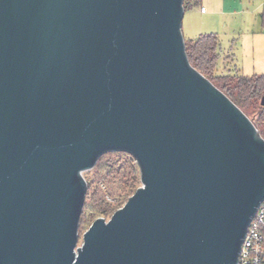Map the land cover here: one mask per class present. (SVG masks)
<instances>
[{"label": "water", "instance_id": "obj_1", "mask_svg": "<svg viewBox=\"0 0 264 264\" xmlns=\"http://www.w3.org/2000/svg\"><path fill=\"white\" fill-rule=\"evenodd\" d=\"M183 16V0H0V264H237L264 140L190 65ZM106 153L141 186L79 244L83 173Z\"/></svg>", "mask_w": 264, "mask_h": 264}, {"label": "trees", "instance_id": "obj_2", "mask_svg": "<svg viewBox=\"0 0 264 264\" xmlns=\"http://www.w3.org/2000/svg\"><path fill=\"white\" fill-rule=\"evenodd\" d=\"M184 11L188 7L186 0L183 1ZM262 18L264 15L262 14ZM185 52L190 65L209 80L219 91H221L233 104H235L258 129L260 136L264 140V107L260 106V100L264 96V75L244 76L238 72L221 73L219 70L220 55L219 41L214 34L201 35L195 40H185ZM124 156L128 161L122 163H110L107 165L106 174L97 173V167L94 168L92 179H85L87 191L84 204L81 210L79 225L85 223L81 216L83 213H91L94 216H104L114 212L118 208L115 204L124 197L130 196L138 183L137 165L132 157L125 153H107L99 158V162L105 156ZM117 172L118 182H113L109 172ZM113 186L114 193L106 186ZM104 188V189H103ZM130 193V194H129ZM107 197L111 201L107 200ZM93 216V217H94ZM81 243L79 239V244Z\"/></svg>", "mask_w": 264, "mask_h": 264}, {"label": "rangeland", "instance_id": "obj_3", "mask_svg": "<svg viewBox=\"0 0 264 264\" xmlns=\"http://www.w3.org/2000/svg\"><path fill=\"white\" fill-rule=\"evenodd\" d=\"M194 1L186 0L188 7L184 11L182 20V34L184 39H196L200 34L204 33L215 34L219 41V53L222 58L229 53L234 55V63L241 69L243 75L250 76L246 75V73L251 72L252 60L254 58L260 60L261 69H264V18H262V14L264 15V0H238L239 3L236 6H221L214 0H205L203 2L207 9V15H201L199 13V6L195 5ZM212 12L215 15L212 16ZM221 73L225 74L224 72ZM109 161L115 164L128 161V164H131V161L127 160L124 156H105L100 162L98 159L90 171L83 173L84 179H92L94 172H96L94 170L96 167L98 170L97 173L106 174L107 165L110 163ZM109 174L113 176L111 183L118 182V178L115 177L119 176L117 172L113 170ZM137 176L138 183L130 196L141 186L139 168ZM113 186L115 184H110V186H106L107 189H103L104 191L109 190L114 193L116 190ZM128 198L124 197L115 204V207L118 209L121 208L127 202ZM107 200L111 201L109 197H107ZM114 212L104 216H94L85 211L81 216L85 219V223L78 227L80 241L82 235L96 219L103 218L107 221Z\"/></svg>", "mask_w": 264, "mask_h": 264}, {"label": "built area", "instance_id": "obj_4", "mask_svg": "<svg viewBox=\"0 0 264 264\" xmlns=\"http://www.w3.org/2000/svg\"><path fill=\"white\" fill-rule=\"evenodd\" d=\"M237 264H264V200L247 228Z\"/></svg>", "mask_w": 264, "mask_h": 264}, {"label": "crops", "instance_id": "obj_5", "mask_svg": "<svg viewBox=\"0 0 264 264\" xmlns=\"http://www.w3.org/2000/svg\"><path fill=\"white\" fill-rule=\"evenodd\" d=\"M203 1L205 0H195L194 4L199 6V13L201 15H207V9L205 8ZM214 1L218 2L221 6H224V5L236 6L239 3L238 0H214ZM213 15L215 14L212 12V16ZM207 34H212V33H204V34H200L199 36L207 35ZM185 40H195V39H185ZM219 55H220V65H219L220 72H224V73H228L229 71L231 73L238 72V74L243 75L241 69L234 63V55L229 53L223 58L220 53ZM252 61L253 63H252L251 72L246 73V75H250V76L264 75V69H261L260 60L254 58Z\"/></svg>", "mask_w": 264, "mask_h": 264}]
</instances>
